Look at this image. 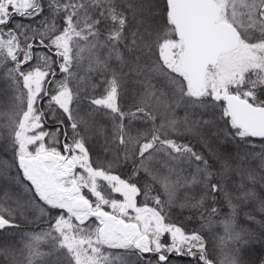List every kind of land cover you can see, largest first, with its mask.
<instances>
[{
  "label": "snow or ice",
  "instance_id": "snow-or-ice-1",
  "mask_svg": "<svg viewBox=\"0 0 264 264\" xmlns=\"http://www.w3.org/2000/svg\"><path fill=\"white\" fill-rule=\"evenodd\" d=\"M0 236V264H264V0H0Z\"/></svg>",
  "mask_w": 264,
  "mask_h": 264
},
{
  "label": "trees",
  "instance_id": "trees-1",
  "mask_svg": "<svg viewBox=\"0 0 264 264\" xmlns=\"http://www.w3.org/2000/svg\"><path fill=\"white\" fill-rule=\"evenodd\" d=\"M241 223H244L243 218H241ZM7 242L8 240H6L4 236H0V244H4ZM261 255H264V247L257 244L254 246L253 250L251 251L250 258L255 260Z\"/></svg>",
  "mask_w": 264,
  "mask_h": 264
}]
</instances>
